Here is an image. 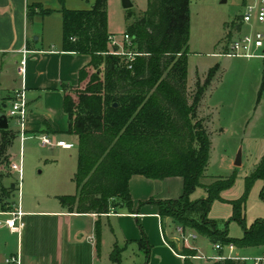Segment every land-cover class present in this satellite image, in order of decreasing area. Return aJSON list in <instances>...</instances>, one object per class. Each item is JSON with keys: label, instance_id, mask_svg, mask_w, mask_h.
I'll use <instances>...</instances> for the list:
<instances>
[{"label": "trees", "instance_id": "trees-1", "mask_svg": "<svg viewBox=\"0 0 264 264\" xmlns=\"http://www.w3.org/2000/svg\"><path fill=\"white\" fill-rule=\"evenodd\" d=\"M108 0H95L89 10H69L60 0L63 16V50L91 56L90 65L80 72V86L64 87V110L69 118L67 134L78 140V167L73 178L77 193L61 198L70 213L108 214L112 208L132 209L129 182L141 175L151 180L183 179L179 199L155 201L161 218H170L182 229L194 230L213 245H234L238 249L264 247V219L246 226V203L258 181L263 185L260 198L264 203V156L246 180L244 195L230 202L232 219L243 228L241 238H232L228 229L221 230L209 219L214 201L230 189L238 170L227 177L204 185L211 157V140L198 109L214 78L218 66L209 71L203 85L189 102L187 93L190 42L191 0H148L147 10L129 27L132 51L141 54L129 69L126 58L111 54L108 29ZM29 16L38 5L31 7ZM50 15L52 10L42 11ZM238 24L235 31H240ZM232 33H228L230 41ZM228 43L225 47L227 49ZM264 93V84L260 96ZM2 108L0 107V111ZM17 132L0 129V158ZM7 160V159H6ZM1 178V177H0ZM203 187L206 197L191 201V195ZM0 211L12 210L10 201L16 190L5 188L0 179ZM150 257L146 238L140 241ZM223 255V252H220ZM122 251L116 246L111 255L121 264ZM185 264H193L196 251H185ZM212 264H245L233 260Z\"/></svg>", "mask_w": 264, "mask_h": 264}, {"label": "crops", "instance_id": "crops-1", "mask_svg": "<svg viewBox=\"0 0 264 264\" xmlns=\"http://www.w3.org/2000/svg\"><path fill=\"white\" fill-rule=\"evenodd\" d=\"M94 3L95 0H65V7L69 10H89ZM34 5L40 8L29 16ZM61 8L60 0H0V113L7 114L16 91L25 88L29 134L49 135L56 140L70 136L67 134L69 118L64 110L63 88L79 87L80 72L92 60L90 55L63 50ZM44 10H52L53 13L43 15ZM223 47L221 51L225 49ZM217 55L212 57L220 58ZM217 66L218 70L198 109V116L203 120L209 137L215 121L224 118L220 102L212 98L214 86L223 70L222 64ZM260 77L256 86L258 98L255 112L260 108L264 114V93L260 97L264 78L261 80ZM12 130L17 132V126ZM218 132L224 133L225 130L221 128ZM58 141L70 143L63 139ZM241 149L242 165L247 148L242 146ZM236 159L229 162L225 159L224 162L235 169ZM129 189L132 209L112 208L108 214L70 213L62 204L57 210H25L22 205L25 228L21 236L7 229L0 230L4 238V242H0V264H5L8 256L18 252L21 253L22 264H115L111 255L116 246L122 251L121 264L131 248L137 250L139 264H185L186 256L181 253L183 241L188 242L202 257L194 260L213 261V257L220 255L213 245L216 255L211 259L205 256L195 243L198 238H192L193 234H190L194 241L191 243L180 227L173 230L174 223L168 218H161L158 206L151 202L179 199L183 194L182 178L151 180L136 175L131 178ZM144 238L150 245L147 263L140 245ZM11 241L13 243L9 244ZM237 254L247 258L264 257V247L237 249Z\"/></svg>", "mask_w": 264, "mask_h": 264}, {"label": "rangeland", "instance_id": "rangeland-1", "mask_svg": "<svg viewBox=\"0 0 264 264\" xmlns=\"http://www.w3.org/2000/svg\"><path fill=\"white\" fill-rule=\"evenodd\" d=\"M133 7L124 9L121 0H108V29L111 35L122 42L128 27L147 10L148 0H131ZM244 13L242 0H191L190 4V42L188 54L187 93L190 104L197 90L198 82L203 85L209 71L222 64L223 70L213 89V101L220 102L224 118L216 120L212 126L210 140L211 157L203 184H210L220 178L231 176L238 170L234 185L221 194V199L214 201L209 213V219L215 221L221 230L228 229L232 238H241L243 228L239 222L232 219L233 208L230 202L240 199L246 189V180L258 167L264 155V114L256 108L257 81L259 75L264 78V58H214L213 54L222 53L226 47L228 33L234 34ZM256 30L264 31V26L253 22ZM245 27L243 32H249ZM223 47V48H224ZM263 51L257 55H262ZM197 77V78H196ZM262 82V81H261ZM259 84V83H258ZM261 97V96H260ZM259 112L261 114H259ZM11 129H16L14 120L10 121ZM223 128L224 133H219ZM254 128V129H253ZM254 131V133L252 132ZM253 136V137H252ZM65 140L74 145L72 149L60 147H42L36 139H30L23 145L16 139L7 153L0 158V179L5 188L10 189L12 184L16 190L10 201L13 205L20 200L25 210H57L61 207V198L77 193L73 178L78 167V140L75 136H63L57 140ZM242 146L247 150L242 158V165L232 168L229 163L236 159ZM22 159L23 175L13 169V164H19ZM7 159V160H6ZM263 182L258 181L251 189L246 203V226H250L258 219H264V203L260 198ZM0 195L2 192L0 190ZM3 197V196H2ZM206 197V191L199 187L190 197L197 201ZM170 219V218H168ZM171 220V219H170ZM172 221V220H171ZM173 230L177 226L172 225ZM185 236H196L198 249L208 258L216 255L213 244L208 238L198 235L194 230H186ZM181 233L179 236L181 237ZM192 237V235H191ZM0 242L4 238L0 235ZM189 242H194L189 237ZM13 243L12 241L9 244ZM193 247L183 241V251H193ZM137 250L132 248L123 258L122 264H139ZM196 251V250H194ZM253 253L247 252L246 254ZM196 257L199 252L196 251ZM194 257V258H196ZM193 260V264H212L211 260Z\"/></svg>", "mask_w": 264, "mask_h": 264}, {"label": "built area", "instance_id": "built-area-1", "mask_svg": "<svg viewBox=\"0 0 264 264\" xmlns=\"http://www.w3.org/2000/svg\"><path fill=\"white\" fill-rule=\"evenodd\" d=\"M242 7L244 8V13L239 20V24L242 26L241 30L234 32L228 43L227 49L222 50V53L217 56L230 59L264 58V31L256 30L253 25V22L255 21L257 25L264 26V0H243ZM245 27H250L251 30L247 33L243 32ZM109 41L112 47L111 54L126 58L129 69H132V65L136 58L141 56V54L135 53L131 50L133 47V39L126 33L122 42H119L113 35H111ZM261 51H263V54L257 55V53ZM7 116L16 123L18 129L17 139L21 145L30 139H36L42 147H60L64 149H72L74 147L71 143L58 141L49 135L29 134L27 130L29 106L25 88L16 91L14 94ZM13 169L20 175L21 181L23 175L21 158L19 159V164H13ZM23 218L24 213L22 211V203L19 200L17 204L12 206V210L8 212L0 211V230L7 229L11 233L21 236L25 228ZM180 231L182 232V229ZM192 238L195 237L192 236ZM215 249L219 252L222 251L223 255L220 254L217 257H213V261H223L228 259L245 264H264V257L247 258L238 255V248L234 245H228L225 247L215 245ZM4 263L22 264L21 253L18 252L14 255L8 256Z\"/></svg>", "mask_w": 264, "mask_h": 264}, {"label": "water", "instance_id": "water-1", "mask_svg": "<svg viewBox=\"0 0 264 264\" xmlns=\"http://www.w3.org/2000/svg\"><path fill=\"white\" fill-rule=\"evenodd\" d=\"M121 1L124 9H131L133 7L131 0H121ZM0 129L1 130L9 129V118L5 113H0ZM240 165H241V154H239L236 159V166H240Z\"/></svg>", "mask_w": 264, "mask_h": 264}]
</instances>
